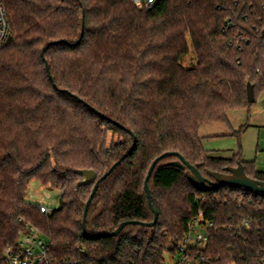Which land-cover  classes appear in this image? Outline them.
<instances>
[{"label": "trees", "instance_id": "16d2710c", "mask_svg": "<svg viewBox=\"0 0 264 264\" xmlns=\"http://www.w3.org/2000/svg\"><path fill=\"white\" fill-rule=\"evenodd\" d=\"M1 1L11 32L0 49V250L34 226L50 243L48 264H167L202 212L213 225L193 264H264V197L198 189L187 167L171 164L176 155L149 182L156 225L111 234L125 221L153 222L144 183L165 152L212 180L208 171L242 162L264 181L254 161L214 156L199 134L264 96V0H156L151 9L134 0ZM123 156L84 227L95 183L77 188L78 171L100 178ZM34 180L59 192L49 214L27 201Z\"/></svg>", "mask_w": 264, "mask_h": 264}, {"label": "rangeland", "instance_id": "374dc122", "mask_svg": "<svg viewBox=\"0 0 264 264\" xmlns=\"http://www.w3.org/2000/svg\"><path fill=\"white\" fill-rule=\"evenodd\" d=\"M192 53L186 57L185 64L192 63ZM229 122H213L203 125L199 134L204 148L214 156L233 157L241 154L243 160L254 161L259 170H264V96L250 110H232L228 113ZM116 140V137H114ZM112 141L110 136L109 143ZM27 200H38L47 207H59V192L48 190L38 180H34L27 194ZM197 232H204L196 228ZM172 254L166 256L167 264H174Z\"/></svg>", "mask_w": 264, "mask_h": 264}, {"label": "built area", "instance_id": "2783aa9c", "mask_svg": "<svg viewBox=\"0 0 264 264\" xmlns=\"http://www.w3.org/2000/svg\"><path fill=\"white\" fill-rule=\"evenodd\" d=\"M137 6L151 9L156 0H134ZM11 32V24L7 10L0 0V49L9 39ZM28 201V200H27ZM32 205H37L43 214H49L54 209L47 207L38 200L28 201ZM249 226V222L245 223ZM213 223L211 221L204 222V216L200 215L189 223V230L185 233L184 241L179 247L178 253L173 256L174 264H193L197 257V252L192 249L197 246H205L209 241L208 228ZM196 228L202 229L204 232H197ZM50 243L44 236V233L37 227L30 226L29 232L24 233L16 246H8L0 250V264H48L49 262Z\"/></svg>", "mask_w": 264, "mask_h": 264}, {"label": "water", "instance_id": "95a60500", "mask_svg": "<svg viewBox=\"0 0 264 264\" xmlns=\"http://www.w3.org/2000/svg\"><path fill=\"white\" fill-rule=\"evenodd\" d=\"M10 38V36H9ZM57 42H50L48 46L54 45ZM46 48L43 50V53L45 52ZM47 69L50 71V67L47 64ZM248 101L250 103H254L256 101L255 97V92H254V87L249 84L248 85ZM136 145V139L134 142V145L132 149L135 148ZM170 155H176L179 157L178 161L171 162V164L181 166V167H187L189 171L187 172L188 178L191 181V183L196 186L198 189H210V188H219L221 186H231V187H240V188H246L256 195L263 196L264 197V181L254 179L250 176L247 175L245 166L242 162H239L237 166H230L227 167L225 170L226 172H215V171H208V174L214 178V180L204 176L198 166H195L191 164L182 154L179 152H165L158 158H156L148 171L147 177L145 179L144 187L145 191L147 193L148 197V203L151 208V210L154 213V220L153 222H140L137 220H132V221H125L122 222L118 228L113 231L111 234L112 235H118L124 228L125 226L129 224H142L147 227H153L156 225L158 221V213L154 207L153 200H152V192L150 188V179L153 174L154 169L156 168L157 164L162 160L165 159L166 157ZM126 156V155H125ZM123 156L118 162H116L111 169L105 173L103 176L98 178V173L95 170L92 169H84V170H79L78 174H80L83 179L78 182L77 188L83 185H91L95 183V186L93 188V191L86 203L85 206V213H84V227L86 225V218L88 215V210L91 202L93 201L96 192L98 191V188L101 184L102 181H104L108 175L116 168L118 164L125 158Z\"/></svg>", "mask_w": 264, "mask_h": 264}]
</instances>
